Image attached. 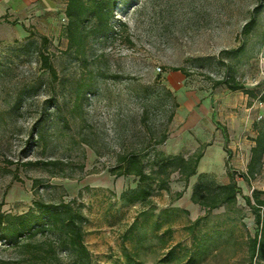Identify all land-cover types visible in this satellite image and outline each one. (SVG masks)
<instances>
[{
	"label": "rangeland",
	"instance_id": "1",
	"mask_svg": "<svg viewBox=\"0 0 264 264\" xmlns=\"http://www.w3.org/2000/svg\"><path fill=\"white\" fill-rule=\"evenodd\" d=\"M112 26L83 53L67 51L44 22L0 42V212L25 213L35 197L73 199L85 218L88 264H264L260 252L251 258L256 225L241 196L209 211L189 200L200 173L223 184L229 170L242 194L264 190V157L248 184L239 177L264 106L213 85L232 76L255 95L263 90L264 0H120ZM206 143L186 186L173 173L168 188L152 185L145 201L120 200L138 183L109 173L121 156L141 155L149 172L153 150L188 157ZM35 161L60 164H26ZM54 237L48 230L16 244L0 239V260L75 264Z\"/></svg>",
	"mask_w": 264,
	"mask_h": 264
},
{
	"label": "trees",
	"instance_id": "2",
	"mask_svg": "<svg viewBox=\"0 0 264 264\" xmlns=\"http://www.w3.org/2000/svg\"><path fill=\"white\" fill-rule=\"evenodd\" d=\"M120 0H64L63 15L65 22L61 27L60 35L67 41V51L83 53L87 42L91 38L107 37L113 33V10ZM246 32L249 30L246 28ZM41 46L49 43L46 36L40 37ZM42 68L55 79L56 72L48 54L40 53ZM172 71H181L183 68H171ZM214 87L223 85L230 91H240L256 98L264 106V88L260 94L255 95L245 88L244 84L230 76L223 80L215 81ZM256 135L253 145L249 150V159L245 172L239 177L248 184L250 179L260 173L264 157V121L254 124ZM223 150L229 154L226 148L227 134L222 128ZM165 135L155 142L160 144ZM209 143L202 144L190 156L165 155L163 152L153 150L152 164L149 172L145 171L142 156L139 154H127L119 158V165L109 170L114 177L134 176L137 185L121 192L120 200L124 203L143 202L152 192V185L157 189H167L169 178L173 173L186 186L188 179L196 175L197 165L203 156V148ZM28 165H36L42 168L55 167L59 161H35ZM24 164V165H26ZM227 165V162H226ZM228 170V183L218 184L210 173H200L196 182L191 187L189 200L193 205L209 211L223 205L234 204L237 196H241L245 205L253 215L256 225L254 237L251 241V258L258 252L264 254V190L252 189L250 195L242 194L241 187L237 185L235 176ZM36 183V182H35ZM182 192H177L174 199H178ZM85 218L79 206H74V200H59L55 203H47L41 198H33L32 207L25 213L10 215L0 212V239L11 244H16L20 239H33L38 234L51 231L54 239L63 245L68 252L73 254L75 264H88L89 253L83 243V224ZM0 264H6L0 260ZM251 264V263H250Z\"/></svg>",
	"mask_w": 264,
	"mask_h": 264
},
{
	"label": "crops",
	"instance_id": "3",
	"mask_svg": "<svg viewBox=\"0 0 264 264\" xmlns=\"http://www.w3.org/2000/svg\"><path fill=\"white\" fill-rule=\"evenodd\" d=\"M63 10L64 0H0V42L26 37L38 22L52 26L50 35L60 34Z\"/></svg>",
	"mask_w": 264,
	"mask_h": 264
},
{
	"label": "built area",
	"instance_id": "4",
	"mask_svg": "<svg viewBox=\"0 0 264 264\" xmlns=\"http://www.w3.org/2000/svg\"><path fill=\"white\" fill-rule=\"evenodd\" d=\"M261 67H262V69L264 70V59H263V62H262Z\"/></svg>",
	"mask_w": 264,
	"mask_h": 264
}]
</instances>
